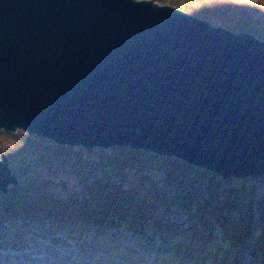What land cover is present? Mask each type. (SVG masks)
<instances>
[{
  "label": "water",
  "instance_id": "95a60500",
  "mask_svg": "<svg viewBox=\"0 0 264 264\" xmlns=\"http://www.w3.org/2000/svg\"><path fill=\"white\" fill-rule=\"evenodd\" d=\"M0 130L264 176V40L154 0H0Z\"/></svg>",
  "mask_w": 264,
  "mask_h": 264
},
{
  "label": "trees",
  "instance_id": "16d2710c",
  "mask_svg": "<svg viewBox=\"0 0 264 264\" xmlns=\"http://www.w3.org/2000/svg\"><path fill=\"white\" fill-rule=\"evenodd\" d=\"M185 1L163 0V3L189 11L190 4ZM205 8H200V13L196 14L207 15L209 12L203 11ZM260 15L264 25V14ZM250 26L240 24L233 27L235 30L247 27L252 32H257ZM20 133L25 140H29L28 143L37 146L39 153L51 148L66 150L50 140L30 136L24 131ZM75 149V152L86 151ZM1 153L8 155L11 163L17 164V167L21 166L16 155L8 149ZM84 154L81 162L77 160V168L89 172L91 168L97 167V173L102 174L101 176L114 172L120 178L118 184L104 182V177L87 184L78 175V178L71 180L79 183L80 178L83 192L79 186L76 190H69L65 186L63 188L66 189L58 191L53 187V182L46 184L45 173L34 177L20 168V176H30L32 182L21 179L20 184L10 192L0 193V246L5 240L4 234L16 233V230L27 229L26 227H39L49 229L46 232L52 231L55 240L72 245L75 249L99 248L127 258L136 252L138 257H142L144 250L131 244L126 234L145 235L147 230H151L155 239L162 244H174L169 239L176 238L180 232L175 225V228L172 226L174 223L167 217V212H176V207H180L187 211V216L191 218L188 220H192L193 224L189 226L186 240H175L177 249L180 247L194 257L205 255L209 251L219 264H227L230 255L232 258L236 257L235 248L242 244L245 247L250 241L257 243L250 264H264V176L257 180L219 178L214 182L211 179L206 187L201 184L204 175L212 177L214 174L205 169H194V166L178 158L127 147L91 150ZM63 173L68 172L61 174ZM157 175L165 178L167 185L176 187L173 190L175 193L162 190L163 188L157 187L158 184L152 186L150 182ZM131 177H135L139 185L133 184ZM59 178L66 185L67 178ZM56 185H59L58 182ZM135 187H144L149 193H138L134 190ZM236 195H242L239 202L233 201ZM167 204L169 206L165 209ZM163 208L162 214L158 213ZM182 212L183 210L180 211ZM27 230L28 235H37L35 230ZM166 233L169 234L168 237ZM166 259L162 255L158 256V261L164 264H185L183 261L176 263Z\"/></svg>",
  "mask_w": 264,
  "mask_h": 264
},
{
  "label": "rangeland",
  "instance_id": "374dc122",
  "mask_svg": "<svg viewBox=\"0 0 264 264\" xmlns=\"http://www.w3.org/2000/svg\"><path fill=\"white\" fill-rule=\"evenodd\" d=\"M160 4H164L163 0H154ZM184 1V0H182ZM229 3L228 0H186L185 3H189V13L200 16L202 18H205L209 21H211L215 25L224 26V27H230L235 30L233 26H250L257 30V32H252L249 28H244V31H249L250 33L256 35L257 37L264 40V25L261 22V15L260 13L264 14V0H230ZM171 5V4H167ZM175 6V5H171ZM258 6L259 8H257ZM178 7V6H175ZM203 7H206L203 11H208L207 15L205 13L197 15L196 13L201 11ZM180 8V7H178ZM201 8V9H200ZM207 8L209 10H207ZM182 9V8H180ZM255 9V10H254ZM185 10V9H183ZM251 27V26H250ZM21 130L17 132H4L3 130H0V153L2 150L8 149L14 155H16L17 159L19 160V163L21 164L20 167H17V164L11 163L12 160H9L8 155L0 154V157L2 158L3 155L8 159L11 170L13 173L17 176V183H12L9 186V192L11 189H13L15 186L20 184L21 179L26 180L29 182H32V177L30 176H20V168L26 172L27 174L38 177L40 175H44L45 173L47 176L46 184L48 182H53L54 188L58 191H63V187H67L69 190L77 189L78 186L80 187L81 192H83V189L81 188L80 182L82 180L80 178H83L87 184L92 183V181H100L99 179L105 178L104 182L110 183V184H118L120 181V178L114 174V172L106 174L101 176L102 174L97 173V170H99L97 167L91 168V171H86L83 169H79L76 167L77 160L78 162L82 161V156L85 155V152L91 151V150H101V149H110L113 147L123 148L119 146H112L109 148H100V147H93V148H85L83 146H74V145H63L64 148H66L65 151L60 150L61 148H51L49 151L44 152H38L36 150L37 146L35 144L28 143L29 140L24 139V135H22ZM45 139V138H44ZM51 142L55 143L54 141L50 140ZM75 148L85 149L86 151L79 152V150L76 151ZM41 149V148H40ZM142 150V149H140ZM148 151V150H146ZM151 152V151H149ZM155 153L156 152H151ZM160 156H166L169 158L168 155H161ZM181 159V158H179ZM184 161V160H182ZM186 163L191 164L194 166V169H205L208 170L210 173L214 174V176L209 177V175H204V179L201 182L204 186L209 184V181H218L219 178H224L222 175L217 174L207 168H204L202 166H198L195 164H192L190 162L184 161ZM75 168V169H73ZM16 169V172H15ZM77 171L75 172V170ZM108 169V168H106ZM62 172H68L63 173ZM77 173V175H75ZM18 174V175H17ZM34 174V175H33ZM204 174H206L204 172ZM78 175L80 176L79 183L76 180H71V178L76 179L78 178ZM66 177L67 182L65 183L59 178V177ZM72 176V177H71ZM106 176V177H105ZM234 178H243V179H254L257 180L259 177H252V176H245V177H232V178H224L226 180H232ZM153 181L150 182L152 186L157 185V187L163 188L162 190H168L173 191L176 187L172 185H167L165 183V178H161L160 176H156L152 179ZM130 181L133 184H138L137 179L135 177H131ZM56 182H58V186L56 185ZM198 188V187H197ZM134 190H136L138 193H149V191L146 188H138L135 187ZM1 194H6L3 192V190H0ZM8 193V192H7ZM242 196V195H241ZM241 196H235L234 202H239V198ZM178 197V195H177ZM209 199V198H208ZM168 204L165 205V209L168 208ZM212 207H217V205H212ZM161 209L158 211V213L162 214ZM180 213V211H182ZM186 210L180 209V207H176V212L168 211L167 217L172 219L174 225L177 227V231L180 232L176 238L172 240V242L175 244V240H186V235L189 231V226L193 224V221H189L191 218L187 216ZM159 214V215H160ZM166 214V213H165ZM161 216V215H160ZM166 216V215H165ZM161 218H163L161 216ZM189 219V220H188ZM29 230H35L39 234L38 237H32L28 235L27 229H20L16 230V233H7L4 234L5 240H3V243H1L0 246V264H98L99 261L102 262V264H112L109 262L107 258H105L103 255H101L99 252H97L94 249H82L80 250V254L77 253V251L72 247L68 245L62 244L60 240H55L56 238L53 234V232L48 231L49 229H40L39 227H26ZM172 228V227H171ZM175 228V227H174ZM156 229V228H154ZM42 230H45L43 232ZM42 231V232H41ZM36 232V233H37ZM175 232V231H174ZM217 233L219 230L216 231ZM127 238H130L131 240L134 239V244L143 247V250H153L155 252H158L160 255L164 254L162 257L167 256L168 262H180L183 261L185 264H219V261L214 257V255H211L208 253L209 251L205 252V255H196L191 256L187 254L183 249H180V247L177 249L176 245L174 244H161L160 240L155 239L154 233L151 232V230H147L145 235H137L128 233L126 234ZM167 237L169 236L168 233H166ZM175 235V234H174ZM44 236V237H42ZM215 236V234H214ZM130 241V240H129ZM1 242V240H0ZM253 242V241H252ZM83 245V244H82ZM244 245H240L235 248L236 250V257L232 258L231 255L229 259L227 260V264L234 263V264H250L253 260V256L255 255V247H257V243H251L250 241L247 243L245 247ZM206 251V250H205ZM143 253V251H142ZM137 253L134 252L128 256L129 258L133 259L134 255ZM133 256V257H130ZM235 256V255H234ZM152 258V257H151ZM132 260H129L128 262L125 261H116L117 264H131Z\"/></svg>",
  "mask_w": 264,
  "mask_h": 264
},
{
  "label": "bare ground",
  "instance_id": "6f19581e",
  "mask_svg": "<svg viewBox=\"0 0 264 264\" xmlns=\"http://www.w3.org/2000/svg\"><path fill=\"white\" fill-rule=\"evenodd\" d=\"M173 158H177V157H173ZM87 249H92V248L87 247ZM142 249H143V247H142ZM80 250H82V249L76 250L78 254H80L79 253ZM96 251L99 252L101 255H103L105 258H107L109 260V262L112 264H117V263H115L116 261L128 262L129 260H132L131 264H159V263L164 264L163 262L158 261V256H160V254L158 252L153 251V250H149V251L144 250L143 253H141L142 257H138V254H136L135 258H133V259L121 256L119 254L108 253L103 249H98ZM163 255L164 254H162V256ZM57 264H62V263H57ZM98 264H102V262L99 261ZM195 264H198V263H195Z\"/></svg>",
  "mask_w": 264,
  "mask_h": 264
}]
</instances>
